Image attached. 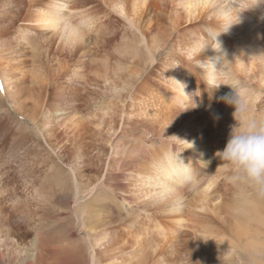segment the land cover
Wrapping results in <instances>:
<instances>
[{
    "label": "bare ground",
    "instance_id": "obj_1",
    "mask_svg": "<svg viewBox=\"0 0 264 264\" xmlns=\"http://www.w3.org/2000/svg\"><path fill=\"white\" fill-rule=\"evenodd\" d=\"M79 1L63 0L68 7L54 19L50 14L53 0H24L28 10L33 13L31 25L19 29L17 35L8 40V54L0 58V75L6 101L16 113L32 120L48 115L49 123L55 122L62 128V132L71 134L73 138L79 136L76 134H79L82 128L84 132L86 128L91 130L84 124L91 125L94 120H110V97L113 98L122 91L128 92L139 80L142 66L147 60L149 64H153L155 52L163 47L162 28L156 20V15L159 14L168 21L172 29L178 27L182 19L186 20V23H206L202 30L191 33V41L188 44L179 48L176 46L173 50L175 58L169 57V63L165 66L168 71L164 76L186 82L190 92L198 89V81L189 74L193 72L192 64L186 59V50L193 37L205 28L218 27L224 22H236L240 16L241 22L220 36L228 58L232 59L224 65L221 82L229 85L239 82L243 87L246 111L239 114L241 120L264 117V6L248 10L251 0H92L106 5L131 29L123 37L113 64L107 61L109 65L106 66L100 59L94 62L88 51L87 60L72 64L68 73H62V69L58 68L52 78L56 83L51 97L54 105L47 106L44 77L36 73L27 75L17 64L18 57L26 47L30 56H43L46 51L44 40L48 36L59 39L74 52L81 50L80 43L92 33L94 26H101L103 23L92 16L87 6L91 0H83L81 4ZM221 13L224 14L223 20L218 19ZM117 22L122 24L120 20ZM4 47L5 44L0 43V51ZM212 55L211 51H207L201 59ZM184 64L188 66L185 67ZM106 67L108 71L104 70ZM98 81L104 85L105 92H96L100 98L93 112H78L71 97L78 96L82 87L83 91H89L92 83ZM117 81H123L126 85L118 90ZM162 83L164 109L179 114L182 111L179 107L182 98L167 91L170 81L163 80ZM253 85L255 89L252 88ZM229 91L228 88L227 93ZM106 92H109L110 96ZM126 94L128 93L124 92V98ZM155 100L153 97L148 99L150 107L156 106ZM140 101L145 107L144 116H155L152 110L147 109V100ZM5 108L1 106L0 111ZM51 108L54 109L50 110ZM47 110L49 114L46 113ZM191 112L189 110L182 113L189 120L192 117ZM232 114L233 108L224 104L226 124L218 135L224 137L230 131L229 126L234 123ZM119 118L122 125L126 123V117L122 119L120 115ZM3 124L0 116V126ZM40 124L44 125L42 119ZM44 129L48 130L46 125L41 130L43 136ZM6 130L5 134L8 135L10 130L15 129L6 127ZM174 135L195 141L194 149L182 153L185 158L200 159L203 154L202 158L209 160L207 142L196 126L186 125ZM114 136L118 137V132H114ZM116 147L112 150L113 155L118 153ZM160 152L157 155L143 156V160L147 159L146 169L134 174V181L128 186L133 190L131 194L138 200L154 206V212L157 214L154 215L155 218L146 223L132 220L127 224L124 221L123 226L119 224L121 227L106 221L107 219H103L106 221L103 222L101 217L95 218L88 228L87 237L90 240L85 245V251L88 253L85 263L188 264L190 261V264H217L221 261V264H230L232 261L241 260V264H264V190L252 183L239 181L234 192L225 195L223 203L219 192L214 190L217 184L215 180L203 183L202 180H196L194 185L181 187L168 194L164 183L151 175V162ZM68 169L71 174L60 185L70 187V199L73 200L78 213L75 221L80 229H83L85 216L91 210L92 203L97 213L98 208L112 209L104 201L107 190L104 181H107V178L104 175V181H97L96 178L86 182L79 179L76 167L69 166ZM213 193L216 195L213 196ZM81 194L88 196L85 201H81ZM189 195L190 199L187 197ZM14 203L19 205L20 202L15 200ZM114 209L120 216L119 206L116 205ZM26 213L27 210L22 211L21 208L12 219L16 216L25 218ZM121 219L123 218H119ZM8 220L9 218L0 214V226L5 224L11 228ZM119 220L117 218V223ZM100 227L104 231L97 232ZM6 237L12 244L13 240L9 239L11 236ZM27 246L31 253L27 257L33 260L36 240ZM237 249L240 253L235 256Z\"/></svg>",
    "mask_w": 264,
    "mask_h": 264
},
{
    "label": "rangeland",
    "instance_id": "obj_2",
    "mask_svg": "<svg viewBox=\"0 0 264 264\" xmlns=\"http://www.w3.org/2000/svg\"><path fill=\"white\" fill-rule=\"evenodd\" d=\"M79 2L81 4L84 1ZM87 6L92 16L103 24L94 26L92 33L80 43L81 50L74 52L59 39L48 36L44 40L46 51L43 56H30L28 47L19 54L17 64L27 75L36 73L44 77L47 106L54 105L51 97L56 83L52 78L58 68L62 69V73H68L72 64L87 60L88 51L94 62L100 59L106 66L109 65L107 61L113 64L123 37L131 29L106 5L91 0ZM32 14L24 0H0V43L5 44L0 51V58L8 54L6 51L10 46L8 40L15 37L19 29L31 25ZM117 20L127 28L125 29ZM156 20L162 28L164 44L155 52V62L149 64L147 60L142 66L139 80L128 92L122 91L113 98L110 97L112 106L110 120L102 122L94 120L91 125L84 124L90 127V131L86 128L84 132L82 128L80 133L76 134L79 136L73 138L71 134L66 135L64 131L62 132V128L55 122L49 123L48 115L43 118L36 117L34 120L29 119L16 113L8 105L4 91L0 92V108L6 107L0 111L4 123L0 126V214L9 218L8 223L12 226L11 228L5 224L0 226V262L3 264H86L88 253L85 251V245L90 240L87 233L89 225L95 218L101 217L100 220L103 222L105 221L103 219H107L106 221L117 226H123L124 221L127 224L132 220L146 223L155 218L154 215L157 214L154 212V206L138 200L131 194L133 190L128 186L134 181V174L146 169L147 159L143 160V156L157 155L164 148V143L160 139L163 131L165 136H171L186 125L196 126L200 135L205 138L210 153L208 157L210 164L207 168L199 164L196 166L197 180H202V183L215 180L217 184L214 190L219 192L223 203L225 195L234 192L239 181L231 179L233 175L231 169L214 158V153L225 147L229 135V132L224 137L218 135V132L224 130L226 122L224 104L217 102L216 99L227 94L228 87L219 88L210 101L211 90L200 84L201 80L198 77L197 95L201 93L202 103L199 108L190 110L192 117L189 120L185 114L181 113L178 116L165 110L163 106L162 73L169 63L168 58L174 59L173 50L176 46L179 48L188 44L191 41V33L198 29L202 30L206 23L203 21L186 23V20L182 19L180 25L172 29L161 15L157 14ZM262 31L264 32V29ZM104 70L108 71V68ZM1 79L0 75V82ZM125 85L123 81L116 82L118 90ZM252 88L255 89V86ZM89 89L83 91L82 87L78 96L71 97L80 113L93 112L100 98L96 92H105L101 81L92 83ZM124 92L128 93L125 98ZM107 94L109 95V92ZM152 97L156 98L154 107L148 104V99ZM143 99L147 100V109L152 110L155 116H144L145 107L140 101ZM52 109L54 108L50 110ZM46 113L49 114V110ZM120 115L122 119L125 117L127 119L123 125L119 120ZM41 119L48 128L44 129L45 136L41 133L44 127L40 124ZM6 127L15 129L16 132L10 130L11 133L7 135ZM114 132L115 134L118 132V137L114 136ZM115 147L117 155L112 153ZM69 166L77 168V174L82 181L87 182L96 178L98 181L103 179L104 175L107 178V181L103 179L107 188L104 201L112 209L98 208L97 213L92 203L91 210L85 216L83 229H80L75 221L78 213L73 200L70 199V187L60 185L71 174ZM215 195L213 193V196ZM80 197L81 201H85L88 196L81 194ZM187 197L190 199V195ZM15 200L20 202L19 205L14 203ZM116 205L119 206L120 216L116 214L115 209L113 210ZM21 208L22 211L27 210L26 217L16 216L12 219ZM117 218L123 219L117 223ZM96 231L102 232L104 229L100 227ZM6 235L11 236L9 239L13 240L12 244ZM33 240H36V246L34 259L31 260L27 257L31 254L27 244ZM239 253L237 249L234 255ZM241 263V260L230 262ZM217 264H221V261Z\"/></svg>",
    "mask_w": 264,
    "mask_h": 264
},
{
    "label": "clouds",
    "instance_id": "obj_3",
    "mask_svg": "<svg viewBox=\"0 0 264 264\" xmlns=\"http://www.w3.org/2000/svg\"><path fill=\"white\" fill-rule=\"evenodd\" d=\"M65 4L63 0H53L50 5L52 9L50 14L54 19L66 9L63 7ZM261 6H264V0H251L248 10H254ZM223 18L224 14L221 13L218 19L223 20ZM240 22L239 16L236 22H224L218 27H208L196 34L186 50V59L192 64L193 72L189 73L187 69L185 70L196 80L199 77L200 84L211 90L210 101L214 98V93L222 86L230 89L229 93L216 98L217 102H223L233 108L234 123L230 126L225 147L223 150L216 151L214 158L231 169L233 173L231 179L252 183L264 190V117L241 120L239 114L246 111L243 87L239 82L234 85L221 82L224 65L230 63L232 59L228 58L220 36ZM207 51H211L213 55L201 59ZM166 71L168 70L163 71L162 78L166 82H171L167 86V91L182 98L179 103L182 111L179 114L199 108L202 101L201 93L197 95L198 89L192 92L188 91L186 82L175 77H165ZM160 139L164 143V148L151 162V175L158 177L164 183L168 194L181 187L194 185L197 180V164L207 168L210 161L204 160L203 154L197 160L190 157L185 158L182 155L185 151L195 148L194 140H188L178 135L165 136L164 131Z\"/></svg>",
    "mask_w": 264,
    "mask_h": 264
},
{
    "label": "snow or ice",
    "instance_id": "obj_4",
    "mask_svg": "<svg viewBox=\"0 0 264 264\" xmlns=\"http://www.w3.org/2000/svg\"><path fill=\"white\" fill-rule=\"evenodd\" d=\"M63 7L67 8V7H68V5H67V4H65V5H63ZM3 91H4V85H3V83H2V82H0V92H3Z\"/></svg>",
    "mask_w": 264,
    "mask_h": 264
}]
</instances>
